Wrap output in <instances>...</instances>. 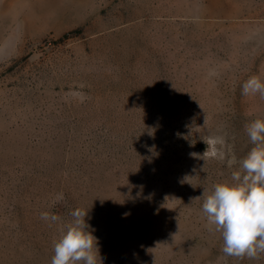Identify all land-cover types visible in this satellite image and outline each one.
<instances>
[{
	"label": "rangeland",
	"instance_id": "374dc122",
	"mask_svg": "<svg viewBox=\"0 0 264 264\" xmlns=\"http://www.w3.org/2000/svg\"><path fill=\"white\" fill-rule=\"evenodd\" d=\"M253 75L264 0H0V264H51L78 207L103 264H264L193 200L253 147Z\"/></svg>",
	"mask_w": 264,
	"mask_h": 264
},
{
	"label": "clouds",
	"instance_id": "9594fccd",
	"mask_svg": "<svg viewBox=\"0 0 264 264\" xmlns=\"http://www.w3.org/2000/svg\"><path fill=\"white\" fill-rule=\"evenodd\" d=\"M241 95L264 98V80L249 77L241 86ZM245 131L253 147L239 162V169L232 172L231 182L216 183L210 192L204 189L202 196L193 200H203L202 212L209 230L220 233L225 256L259 259L264 255V119L246 124ZM235 162L233 156L229 165ZM63 198V193L58 194L53 204ZM87 215L88 210L79 207L70 212L71 221L54 242L51 264H103L98 238L89 230ZM40 218L50 225L61 220L49 211L42 212Z\"/></svg>",
	"mask_w": 264,
	"mask_h": 264
}]
</instances>
